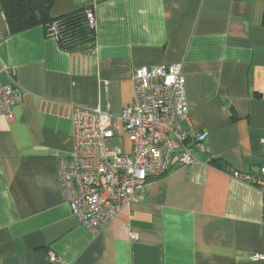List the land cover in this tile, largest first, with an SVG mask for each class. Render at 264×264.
I'll return each mask as SVG.
<instances>
[{
	"label": "crops",
	"instance_id": "obj_1",
	"mask_svg": "<svg viewBox=\"0 0 264 264\" xmlns=\"http://www.w3.org/2000/svg\"><path fill=\"white\" fill-rule=\"evenodd\" d=\"M84 7L95 43L69 53L41 26L10 33L0 6V83L23 93L0 118V264H264L261 196L230 175L264 166V0H54L52 15ZM173 64L182 127L205 142L93 235L57 179L72 110L118 116L134 69Z\"/></svg>",
	"mask_w": 264,
	"mask_h": 264
},
{
	"label": "built area",
	"instance_id": "obj_2",
	"mask_svg": "<svg viewBox=\"0 0 264 264\" xmlns=\"http://www.w3.org/2000/svg\"><path fill=\"white\" fill-rule=\"evenodd\" d=\"M87 14L94 27L93 16ZM22 97L12 83H0V118L12 121V109ZM187 117L185 79L178 64L134 69L131 103L118 116L108 106L74 107V147L69 157L58 160L57 179L78 224L97 235L148 182L176 165L189 166L194 160L191 148H200L206 135L185 130ZM230 175L259 192L264 220V166L255 173ZM130 238L137 240L135 234ZM47 259L64 264L52 253Z\"/></svg>",
	"mask_w": 264,
	"mask_h": 264
},
{
	"label": "trees",
	"instance_id": "obj_3",
	"mask_svg": "<svg viewBox=\"0 0 264 264\" xmlns=\"http://www.w3.org/2000/svg\"><path fill=\"white\" fill-rule=\"evenodd\" d=\"M54 0H0L1 11L10 33H20L36 26H41L48 35L54 36L64 51L92 48L95 43L93 27L88 24L87 11L84 7L73 12L53 16ZM264 26V9L262 14Z\"/></svg>",
	"mask_w": 264,
	"mask_h": 264
},
{
	"label": "rangeland",
	"instance_id": "obj_4",
	"mask_svg": "<svg viewBox=\"0 0 264 264\" xmlns=\"http://www.w3.org/2000/svg\"><path fill=\"white\" fill-rule=\"evenodd\" d=\"M78 1V0H77ZM81 1H83V2H86V0H81ZM87 13H89V14H91L92 15V11H87ZM88 15V14H87Z\"/></svg>",
	"mask_w": 264,
	"mask_h": 264
}]
</instances>
